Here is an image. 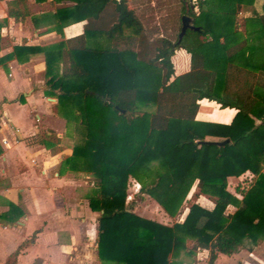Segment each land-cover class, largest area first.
Here are the masks:
<instances>
[{"label": "trees", "instance_id": "trees-1", "mask_svg": "<svg viewBox=\"0 0 264 264\" xmlns=\"http://www.w3.org/2000/svg\"><path fill=\"white\" fill-rule=\"evenodd\" d=\"M254 1L182 4L177 30L183 14L199 30L177 42V34L171 41L146 32L130 0H52L57 6L45 17L52 28L85 19L83 33L45 47L14 46L5 56L23 61L43 53V93L56 98L53 111L78 136L60 165L91 175L86 200L98 213L97 264H173L180 252L191 257L198 250L208 251L211 264L218 253L264 239V0L258 9ZM242 8L250 16L239 29ZM6 14L23 19L27 2L7 1ZM88 33L105 43L87 47ZM178 48L188 53L189 69L173 75L170 56ZM201 99L236 112L228 124L197 120ZM39 141L52 153L61 150L53 133ZM246 171L237 198L227 179ZM130 178L169 217L182 214L191 187L192 197L203 195L213 206L188 201L180 220L158 223L125 202Z\"/></svg>", "mask_w": 264, "mask_h": 264}, {"label": "crops", "instance_id": "crops-1", "mask_svg": "<svg viewBox=\"0 0 264 264\" xmlns=\"http://www.w3.org/2000/svg\"><path fill=\"white\" fill-rule=\"evenodd\" d=\"M7 1L10 0H0V264H96L98 213L89 209L86 200L91 175L60 165L63 157L71 154L78 136L72 131L68 134L65 119L53 111L56 98L43 93V53L22 55L26 59L23 61L15 56L5 59L14 46L45 47L76 37L83 33L86 20L66 24L58 31L45 18L57 6L52 0H25L29 14L23 19L7 16ZM261 2L255 0L253 6L258 9ZM247 16L250 8L238 12L239 29ZM84 40L92 49L105 43L103 35L95 33L85 34ZM173 57L181 65L179 71L175 70ZM170 62L173 75L189 69V55L183 48L173 51ZM235 112L234 108H220L217 103L201 99L195 119L228 124ZM41 133H53L61 150L52 153L39 141ZM249 177L246 171L238 177H229L227 182L229 179L244 182ZM137 185L130 178L126 194L137 193ZM227 190L240 197L235 187L233 192ZM190 191L193 192V187ZM198 197L205 198L210 206L194 200L196 203L212 208L211 200L203 195ZM233 210L228 205L225 212ZM184 213L178 218L166 215L173 220L171 223L144 218L170 225ZM14 252L15 257L10 258ZM178 255L172 258L173 264H181ZM191 257L195 264H208L207 250H198ZM211 264H264V239L254 246L239 247L230 255L218 253Z\"/></svg>", "mask_w": 264, "mask_h": 264}, {"label": "rangeland", "instance_id": "rangeland-1", "mask_svg": "<svg viewBox=\"0 0 264 264\" xmlns=\"http://www.w3.org/2000/svg\"><path fill=\"white\" fill-rule=\"evenodd\" d=\"M130 2L131 5L134 6L135 12L146 32L152 35V37L162 35L163 37L169 38L171 41L175 39L178 33L177 21L180 15L181 5H188L191 3V6L194 8L193 3H195L194 0H130ZM75 142H77V137L74 139V143ZM244 182H246V180ZM244 182L243 179L242 181L238 179H229L227 188L233 192L234 187L245 186L246 183ZM129 188L130 191H132L133 185H131V183L129 184ZM128 197L127 204L133 203L132 210L136 214L142 217L152 218L162 223H171L173 221L167 218L161 207L150 197L140 194L139 192L134 194L131 192L128 194ZM192 200H196L201 205L210 206V203L205 198L192 197V191H189L182 203L183 212L186 211L189 205L188 201ZM188 246L190 245L188 244ZM178 257H180L178 259L181 264H195V261H193L194 258L186 257L183 252H180ZM96 262H98V260Z\"/></svg>", "mask_w": 264, "mask_h": 264}, {"label": "water", "instance_id": "water-1", "mask_svg": "<svg viewBox=\"0 0 264 264\" xmlns=\"http://www.w3.org/2000/svg\"><path fill=\"white\" fill-rule=\"evenodd\" d=\"M187 30L198 31L199 28L192 24V20L189 16L183 14L180 16V27H179V31L177 33V39H176L177 42L181 40V38L183 37V35L185 34ZM119 111L123 112L122 110H119Z\"/></svg>", "mask_w": 264, "mask_h": 264}, {"label": "built area", "instance_id": "built-area-1", "mask_svg": "<svg viewBox=\"0 0 264 264\" xmlns=\"http://www.w3.org/2000/svg\"><path fill=\"white\" fill-rule=\"evenodd\" d=\"M138 189V185H137V187H136V190ZM129 197H128V195L126 196V199H128Z\"/></svg>", "mask_w": 264, "mask_h": 264}, {"label": "flooded vegetation", "instance_id": "flooded-vegetation-1", "mask_svg": "<svg viewBox=\"0 0 264 264\" xmlns=\"http://www.w3.org/2000/svg\"><path fill=\"white\" fill-rule=\"evenodd\" d=\"M189 6H191V3H189Z\"/></svg>", "mask_w": 264, "mask_h": 264}]
</instances>
